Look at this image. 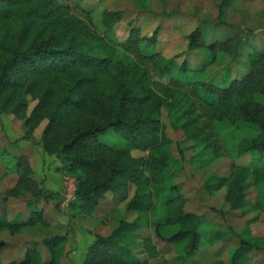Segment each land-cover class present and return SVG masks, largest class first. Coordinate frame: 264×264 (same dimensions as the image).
<instances>
[{
  "label": "trees",
  "instance_id": "obj_1",
  "mask_svg": "<svg viewBox=\"0 0 264 264\" xmlns=\"http://www.w3.org/2000/svg\"><path fill=\"white\" fill-rule=\"evenodd\" d=\"M69 2L0 0V116L22 122L20 140L56 156L58 171L75 179L70 209L95 213L112 194L119 204L126 203L128 217L136 216L122 219L107 235H94L83 264H150L156 256L151 229L162 242L182 247L173 260L181 264L200 252L205 224L217 222L186 211L185 188L174 172L182 165L173 156L168 126L183 135L178 148L182 159L185 152H195L190 163L196 172L209 168L225 151L233 161L264 153V38L229 26L226 9L233 0H221L217 22L204 20L187 37L188 51L203 56L200 65L192 67L187 59L179 62L144 50L142 43L156 45L159 31L145 40L141 29L131 26L125 40L117 39L114 28L123 20V11H105L99 30L85 20L92 8L75 2L80 16ZM43 123L38 141L35 132ZM109 130L127 143L99 142ZM237 132L246 134L236 139ZM135 151L147 155L134 157ZM0 165L1 178L17 177L15 186L0 194V234L16 235L21 227L48 224L44 211L30 204L44 199L60 210L63 191L44 187L35 180L29 158L12 155L1 143ZM255 185L264 203L261 159L249 165L233 162L227 177L212 173L203 180L202 190L209 196L225 191L227 211L218 212L222 217L236 211L246 214ZM11 198L30 200L25 221L16 223L20 213L10 216ZM133 237L136 246L128 242ZM67 239H44L51 259L42 263L57 264L56 247ZM209 239L232 250L226 262L214 264H264L257 257L264 252V238L229 226L213 231ZM7 246L0 240V256ZM18 264H38L36 251L30 249Z\"/></svg>",
  "mask_w": 264,
  "mask_h": 264
},
{
  "label": "rangeland",
  "instance_id": "obj_2",
  "mask_svg": "<svg viewBox=\"0 0 264 264\" xmlns=\"http://www.w3.org/2000/svg\"><path fill=\"white\" fill-rule=\"evenodd\" d=\"M75 2H80L85 9L92 8L91 18L85 19L83 17L82 19L87 20L92 27L99 30L102 29L101 19L105 11H123V20L114 28L117 39L125 40L131 26L140 28L141 35L145 40L151 38L155 31H159L156 45L148 46L142 43L145 51L149 53L153 51L160 52L165 58H175L179 62H182V59H187L192 67H198L203 56L198 51H188L187 37L202 21L206 20L207 23L217 22L221 0H71L69 5L72 7V12L84 16L82 10L76 7ZM226 11L225 21L229 26H238L245 31H250L251 36L256 39L264 38V0H233ZM2 117H4L3 120ZM0 121H3L0 122L1 145L6 146L12 155H22L26 149L19 150V141L17 140L23 136L22 122L12 116H0ZM44 125L45 123L36 132L41 133ZM239 132L235 135L236 139L242 138L246 134V132ZM168 134L174 143L173 156L182 165V169L178 168V171L175 169L174 172L177 175V182L183 183L185 188V195L188 198L186 211L199 215L205 214L208 220L217 222L205 224L200 252L182 260L181 264H214L222 261L226 262L229 259L232 252V250L228 251L229 245H222V242L216 244L209 242L213 231L231 226L239 233L246 232L247 235L254 238H264V203L262 197L258 194L257 185L250 190L251 206H249L246 214L236 211L222 217L218 212L221 210L227 211L224 201L225 191L222 190L214 196H209L202 190L203 180L212 173L227 177L231 172L233 162L239 165H249L252 159L264 161V153L255 152L235 158L233 161L229 152L225 151L209 168L196 172L190 163V158L195 156V152H185V159H182V154L178 149L184 143L182 133L174 132L168 126ZM10 139L17 141L11 142ZM98 141L109 146H120L127 143V140L114 130L101 134ZM9 143L10 146L11 144L15 145L9 148ZM132 154L134 157L147 155L138 151ZM5 159L10 164L14 163L10 156H6ZM3 173L4 170L0 165V194L11 190L17 180L15 175L1 178ZM53 173L54 171L49 174L52 182L47 183L51 191L55 190L57 182L61 179L58 168L57 173ZM64 183L65 178L63 187ZM27 200L30 201L28 198L22 200L11 198L8 202L11 217L20 213L16 217V223L25 221L30 214L31 209L27 208ZM30 205L35 211H44V217L47 219L48 224L21 227L16 235L11 234L9 231L0 234V240H4L8 244L0 256V260L4 264L20 263L25 260L30 249L36 251L38 264H43L47 260L50 261L51 255L42 245V241L54 236L65 235L68 237L67 241L56 247L57 250H60L57 256V264H82L87 249L93 242L92 237L87 235L88 233L107 235L122 219L127 218L128 221H131L136 217L134 215L128 217L126 203L119 204L112 194L106 195L98 210L92 214L80 213L70 208L63 210L60 207V210H56L54 203L44 199L37 202V204L32 202ZM1 206L3 207L2 204ZM150 234L156 247V256L150 259V264H174L173 260L181 254L182 247L174 248L171 244L162 242L155 236L152 229ZM244 237L252 239L249 236ZM135 239V237L130 239L129 244L136 246ZM137 241L139 242V240ZM257 257L258 261L264 260V252Z\"/></svg>",
  "mask_w": 264,
  "mask_h": 264
},
{
  "label": "crops",
  "instance_id": "obj_3",
  "mask_svg": "<svg viewBox=\"0 0 264 264\" xmlns=\"http://www.w3.org/2000/svg\"><path fill=\"white\" fill-rule=\"evenodd\" d=\"M4 119V117H2V120ZM3 122V121H0ZM5 124V123H3ZM40 132H36L35 133V138L36 140L39 141L40 139ZM22 137H20L19 139H17L19 141L18 143V147L19 150H25V152L22 153V155H25L29 158L30 163L34 169V178L35 180H37L38 182H43L44 187H46L48 190L51 191V188H48V182L51 181V176H49V174H51L53 171V174L57 173V168H59L60 165V161L57 159L56 156H48L46 155L43 150L40 148L39 144L38 145H32L31 143L27 142V141H21ZM12 141V139H10L11 142H16ZM21 144V145H20ZM58 174L61 175V179L57 182L58 184H56V188L55 190L53 189V192H62L63 191V180L65 178L64 175H62L61 172H59ZM53 178V175H52ZM52 182V181H51ZM88 236L92 237L93 241H94V235L92 233H88ZM73 264V263H72ZM83 264V262H82Z\"/></svg>",
  "mask_w": 264,
  "mask_h": 264
},
{
  "label": "built area",
  "instance_id": "obj_4",
  "mask_svg": "<svg viewBox=\"0 0 264 264\" xmlns=\"http://www.w3.org/2000/svg\"><path fill=\"white\" fill-rule=\"evenodd\" d=\"M63 202L61 204V209L65 210L69 208V205L72 201L75 200V192H76V181L72 177H65V183L63 187Z\"/></svg>",
  "mask_w": 264,
  "mask_h": 264
}]
</instances>
